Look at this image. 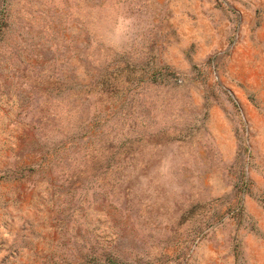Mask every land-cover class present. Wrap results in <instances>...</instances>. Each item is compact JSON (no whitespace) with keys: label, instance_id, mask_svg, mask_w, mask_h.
I'll use <instances>...</instances> for the list:
<instances>
[{"label":"rangeland","instance_id":"obj_1","mask_svg":"<svg viewBox=\"0 0 264 264\" xmlns=\"http://www.w3.org/2000/svg\"><path fill=\"white\" fill-rule=\"evenodd\" d=\"M0 264H264V0H0Z\"/></svg>","mask_w":264,"mask_h":264}]
</instances>
